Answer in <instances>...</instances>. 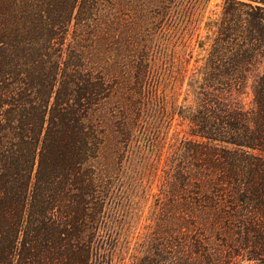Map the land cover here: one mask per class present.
Returning a JSON list of instances; mask_svg holds the SVG:
<instances>
[{
  "label": "trees",
  "instance_id": "trees-1",
  "mask_svg": "<svg viewBox=\"0 0 264 264\" xmlns=\"http://www.w3.org/2000/svg\"><path fill=\"white\" fill-rule=\"evenodd\" d=\"M206 1L0 0V264L131 254L149 64L162 35L201 30ZM204 30L168 204L130 264H264V0H224Z\"/></svg>",
  "mask_w": 264,
  "mask_h": 264
},
{
  "label": "rangeland",
  "instance_id": "rangeland-1",
  "mask_svg": "<svg viewBox=\"0 0 264 264\" xmlns=\"http://www.w3.org/2000/svg\"><path fill=\"white\" fill-rule=\"evenodd\" d=\"M206 3L201 30L193 34L190 29L182 27L180 31L162 35L160 40L157 39L160 45L155 47L149 64V78L142 100L143 125L129 146L125 166L128 176L138 179L129 181V184L142 186L130 192L133 203L124 214L126 226L119 235L126 247L130 245L131 254L143 248L144 236L159 219L162 206L168 204L164 185L171 178L174 145L184 141L189 133V123L178 113L187 112L197 100L193 92L192 70L205 61L210 41L204 27L209 18L215 20L219 17L224 0H208ZM241 99L249 104L251 97L244 95ZM131 254L120 252L113 264H130Z\"/></svg>",
  "mask_w": 264,
  "mask_h": 264
}]
</instances>
